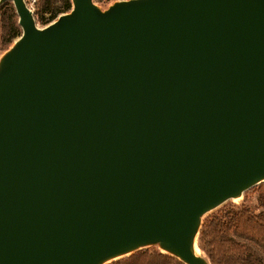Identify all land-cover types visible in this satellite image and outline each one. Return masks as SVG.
I'll list each match as a JSON object with an SVG mask.
<instances>
[{"label": "water", "instance_id": "obj_1", "mask_svg": "<svg viewBox=\"0 0 264 264\" xmlns=\"http://www.w3.org/2000/svg\"><path fill=\"white\" fill-rule=\"evenodd\" d=\"M5 1L0 264H210L204 218L264 182V0H71L43 27Z\"/></svg>", "mask_w": 264, "mask_h": 264}, {"label": "trees", "instance_id": "obj_2", "mask_svg": "<svg viewBox=\"0 0 264 264\" xmlns=\"http://www.w3.org/2000/svg\"><path fill=\"white\" fill-rule=\"evenodd\" d=\"M109 0H94L101 6ZM71 0H36L33 15L45 26L71 9ZM0 16V54L20 35L21 28L11 1ZM255 191V200L248 193ZM237 204L222 205L204 218L197 237L198 249L210 264H264V182L251 187ZM110 264H184L156 246L138 250Z\"/></svg>", "mask_w": 264, "mask_h": 264}, {"label": "rangeland", "instance_id": "obj_3", "mask_svg": "<svg viewBox=\"0 0 264 264\" xmlns=\"http://www.w3.org/2000/svg\"><path fill=\"white\" fill-rule=\"evenodd\" d=\"M25 2H27V0H24ZM116 1H120V0H109V1H107V2H104V4H103V6H105V7H108L109 5H111V4H113L114 2H116ZM3 4V2L2 3H0V16L2 15V12L4 11V9L5 8H1V5ZM101 7V6H100ZM37 25L39 26V27H43V26H41V24L40 23H37ZM0 31H1V27H0ZM13 45V43L11 44V45H9V46H7V49L6 50H8V48H10L11 46ZM0 47H3L2 46V44H0ZM5 50V51H6ZM5 51H3L1 54H0V56L5 52ZM255 191H251L250 193H248V195H249V199L251 200V201H254L255 200ZM244 198V194L241 196V197H239V198H237V199H230V200H227L225 203H223L222 205H225V204H230V203H234V204H237V203H239L242 199ZM222 205H220L219 207H221ZM219 207H217V208H219ZM216 208V209H217ZM216 209H214V210H216ZM213 210V211H214ZM213 211H211V212H213ZM210 212V213H211ZM209 213V214H210ZM207 217V216H206ZM205 217V218H206ZM199 252V251H198ZM201 253V252H200ZM203 254V253H202ZM118 260V259H117ZM115 261V260H114ZM113 261H110V262H108L107 264H110V263H112Z\"/></svg>", "mask_w": 264, "mask_h": 264}, {"label": "built area", "instance_id": "obj_4", "mask_svg": "<svg viewBox=\"0 0 264 264\" xmlns=\"http://www.w3.org/2000/svg\"><path fill=\"white\" fill-rule=\"evenodd\" d=\"M36 0H27L26 5L33 11L34 10V3Z\"/></svg>", "mask_w": 264, "mask_h": 264}, {"label": "bare ground", "instance_id": "obj_5", "mask_svg": "<svg viewBox=\"0 0 264 264\" xmlns=\"http://www.w3.org/2000/svg\"><path fill=\"white\" fill-rule=\"evenodd\" d=\"M194 252H198L196 245L193 247Z\"/></svg>", "mask_w": 264, "mask_h": 264}]
</instances>
